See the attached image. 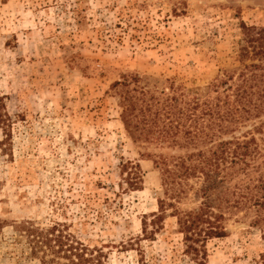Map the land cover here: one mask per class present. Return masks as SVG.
<instances>
[{"label": "rangeland", "instance_id": "374dc122", "mask_svg": "<svg viewBox=\"0 0 264 264\" xmlns=\"http://www.w3.org/2000/svg\"><path fill=\"white\" fill-rule=\"evenodd\" d=\"M240 21L264 27V0H0V264L68 263L33 254L27 221L63 225L82 264H197L174 218L141 233L163 197L142 154L159 151L124 129L113 82L203 87L230 67ZM125 162L138 164L136 189ZM225 226L204 263L260 264V232L243 218Z\"/></svg>", "mask_w": 264, "mask_h": 264}, {"label": "trees", "instance_id": "16d2710c", "mask_svg": "<svg viewBox=\"0 0 264 264\" xmlns=\"http://www.w3.org/2000/svg\"><path fill=\"white\" fill-rule=\"evenodd\" d=\"M239 27L230 67L203 87L148 86L137 74L113 82L121 86L124 129L134 142L159 151L142 154L159 172L163 197L150 215V231L144 220L141 233L154 237L165 217L174 218L197 264H205L208 241L227 237L230 219H245L264 242V27L243 21ZM2 108L0 104V125H5ZM8 137L5 133L6 141ZM121 169L127 187L136 189L141 183L138 164L125 162ZM187 199L194 201L188 209L182 207ZM18 226L43 262L61 253L66 264L90 260L72 235L64 234L63 225L44 230L27 221ZM258 259L264 264V250Z\"/></svg>", "mask_w": 264, "mask_h": 264}]
</instances>
